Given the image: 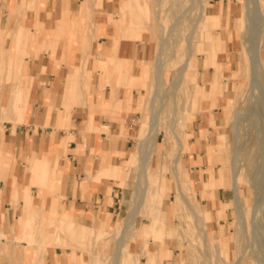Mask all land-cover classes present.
I'll return each instance as SVG.
<instances>
[{
    "label": "crops",
    "instance_id": "0c3cea01",
    "mask_svg": "<svg viewBox=\"0 0 264 264\" xmlns=\"http://www.w3.org/2000/svg\"><path fill=\"white\" fill-rule=\"evenodd\" d=\"M82 1L43 0L27 12V23L33 27L42 23L44 33L33 37L31 30H24L19 52L23 120L19 125L9 123L0 135V227L7 237L1 236L6 253H0V264H81L85 250L40 245L44 238L45 242L53 238L48 226L65 222L75 227L73 234H103L131 212V181L123 178V169L141 161L140 150L151 136V127L143 123L139 128L138 123L144 88L149 85L145 67L154 47L137 39L117 38L119 28L109 17L116 20L117 0H100L94 6V20L83 25ZM208 9L221 16L222 26L215 33L225 38L227 46L219 60L209 55L198 61L197 108L192 112L196 116L188 120L193 127L191 141L181 139L173 167L176 200L179 196L184 201L182 182L189 186L187 201L189 192L196 189L200 204L194 196L191 204L207 214L211 237L226 248L228 240L221 229H226V222L221 216L230 199L235 204V189L222 185L218 164H212L211 158L222 141L228 105L236 92L233 76L241 54L234 33L243 5L239 0H211ZM39 46L38 55L25 58ZM157 137L154 157L168 146L158 143ZM161 165V170H156L157 165L149 167V177L155 190L164 189L160 194L166 200L172 183L160 175L171 164ZM203 185L213 187L203 193ZM177 203L166 211L170 217ZM31 224L34 231L28 232ZM216 231H220L218 237ZM151 244L153 251L161 246L158 240ZM181 246L180 238L168 239L164 261L173 260Z\"/></svg>",
    "mask_w": 264,
    "mask_h": 264
},
{
    "label": "rangeland",
    "instance_id": "374dc122",
    "mask_svg": "<svg viewBox=\"0 0 264 264\" xmlns=\"http://www.w3.org/2000/svg\"><path fill=\"white\" fill-rule=\"evenodd\" d=\"M9 1L0 0V88L5 94H8L5 84L7 58L15 55H19L21 58L19 52L22 53V38H18V36L24 33L26 27L31 30L30 33L33 37L44 33L42 23H37L34 27L27 23V12L37 9L43 0H17V5L14 2L15 0L10 4ZM117 1L116 20L112 19V15L109 16L110 21L114 22L119 28L117 38L137 39L148 42L154 47L153 58L145 67L149 85L144 88V103L141 106L142 117L138 123L139 128L143 123H145V126L152 128L153 122L158 121L152 148L145 152V156H148L150 160L147 167L148 178L146 182L140 181L143 156L140 152L141 161H137L131 167L125 166L123 169V178L131 181L129 185L131 191L129 210L131 208V212H126L118 220L121 221L129 213L125 222L116 225L118 222L116 221L113 224L114 227L103 234H95L92 231L84 234H73L69 230L60 229L58 222L56 225L48 226L53 238L49 239L50 241L47 239V242L40 245L44 248H47V245H52L63 248L71 247L74 250H85V260L81 264H118L117 245L120 241H122L120 244H124L123 248H120L123 250L124 255L120 264H264V212L261 214L260 220L254 219L258 195L262 196L264 194V110L263 105L261 106V100L257 99L258 102H256L254 99L253 101L247 99V96L246 98L242 96V92H246L249 85L244 73L246 72L245 69H250L251 62L247 59L252 55L251 50L254 47V30L252 26L248 25V30L245 29L247 27L245 18L246 0H239L243 5V15L237 19L234 33L237 36V48L241 54L239 70L233 76V79L237 82L236 92L234 99L228 105L226 128L224 134L219 138V142L222 141L220 145H215L214 154L211 158L212 164L215 161L220 169L217 177L221 178L222 185L228 189H235L234 161L241 166L237 176L241 196L243 190L245 197L242 196V199L248 231L247 233L240 232L236 206L232 204V199H230L224 216H221L226 222V229L223 226L221 228L224 238L228 240L226 248L221 247L219 242L211 237L207 214L200 213L195 204H191V196H194L195 201L199 203L196 189L189 192V201H187L186 193L189 186L187 185V188L181 186L183 191L181 195L184 201L179 196L176 200L177 177L173 167L180 149L178 138H185L188 142L191 141V135L189 134L193 127L192 122L188 120H194L196 116L194 113L197 108L198 61H202L209 55H212L215 60H219V55L226 50L225 38L219 32L215 33L222 26L220 23L221 16L210 13L208 8L211 0H200V3L198 1L193 2L194 0ZM99 2L100 0L82 1L79 14L82 10L80 20L83 25L94 20V6ZM259 17L263 30L264 6L263 16L259 15ZM162 29L167 36L171 35V39L165 43L162 40ZM37 30L41 31L38 32ZM193 32L195 33L193 35L194 53L189 57L187 39ZM261 38L263 43L260 56L261 61L264 63V30ZM58 42L56 41L54 48ZM214 46H216V49ZM44 49L45 47L42 48V51ZM40 50V46L37 49H32L29 54L25 55V58L32 54L38 55ZM245 55L247 59L244 58ZM159 63L162 67L161 76L157 74ZM185 64L189 66V69L182 76V66ZM204 67L207 68V65L205 64ZM157 75L162 79H160L161 83L158 87ZM249 80H252V78L250 77ZM200 84L203 86L202 81H200ZM155 92H158L156 100L154 98ZM23 96L21 85L20 100L14 106L15 114H12L10 108L11 97L5 99L6 101L9 100L6 103L5 100H1L0 96L1 122L4 121L5 117L12 116L14 120H9V122L13 125L22 122L19 120L17 113L23 110L21 108L24 105ZM152 103H154V110L151 107ZM257 103L259 104L257 105ZM194 110L195 112L192 113ZM238 111L242 112L241 116L243 117H241V124H239V130L241 131H239V148L236 146L237 129L234 127L233 121ZM8 124L3 122L1 132L6 130ZM156 137L158 143L167 142L168 146L166 151L159 149L156 157H154ZM138 143L139 140L137 139L136 146ZM218 148L222 149V152L218 151ZM169 151L172 152L166 155ZM236 152H239L241 157H238ZM136 155L139 158V155ZM167 161L171 165L168 169L163 170L160 177L171 181L173 189L171 195L165 200V196L160 194L164 189L155 190L150 182L149 167L152 169L154 165H157L156 170H161V164ZM203 186V193L213 187ZM145 191L148 193L147 202L140 206V200L144 199L141 196ZM175 201L179 202L177 203L175 215L170 217L171 215L168 214L167 218L166 211L173 208ZM139 206L140 211L134 218V222L129 225L131 223V213ZM254 223L257 225H254ZM167 228L168 230H166ZM33 231V224H31L28 232ZM220 231H216L214 235L218 237L217 233ZM172 237L180 238L182 246L179 254L173 260L164 261L166 257L164 245ZM156 240L161 242V246L157 251H153L151 242ZM1 244L2 237L0 236V253H6L3 251L5 245Z\"/></svg>",
    "mask_w": 264,
    "mask_h": 264
},
{
    "label": "bare ground",
    "instance_id": "6f19581e",
    "mask_svg": "<svg viewBox=\"0 0 264 264\" xmlns=\"http://www.w3.org/2000/svg\"><path fill=\"white\" fill-rule=\"evenodd\" d=\"M196 1H198V3H200V0H194L193 2H196ZM246 8H247V10H246L245 18L247 20V27H245V29L247 28V30H248V25L252 26V28L254 30V32H253L254 47L251 50L252 55L249 56L250 58L247 59L246 58V55L244 57V58H246L251 63L249 65L250 66V69H245L246 72L244 73L245 74L244 77L246 78V81L248 80L249 85H248V88H247L246 92L243 91L244 93L242 92L243 95L242 94L241 95L244 96V98H246V96H247V99L249 98L250 100H253V99L255 101L257 99L258 100H261V102H262L261 106L263 105V110H264V63L261 61V56H260V51H261L262 43H263L262 42L263 39L261 38V36H262V32H263L264 29L262 30L260 21L258 19V18H260L259 15L263 16V9H262V6H261V0H246ZM142 12H143V10H142ZM186 14H184V15H186ZM200 14H201V12L199 13V15ZM18 28H19V26H18ZM194 34L195 33L193 32L188 37V39H187L189 57L192 56L193 53H194V49H193V47H194L193 35ZM23 35H24V33L21 36H18V38H23ZM161 35H162V40H163L164 43L167 40L171 39V35L169 34L167 36V34H166V32L164 30L161 32ZM58 37H60V36H58ZM172 37H173V34H172ZM158 67L159 68L157 70V74H159L161 76L162 75L161 63L158 64ZM188 69H189V66L187 64L183 65L182 66V73H181V75L184 76L185 72H187ZM22 71L23 70H22V66H21V58L19 57V55L10 56V57L7 58L5 84H6V92L8 94L3 93L1 91V88H0V96H1V100L2 101L5 100L9 96L11 97L10 99L12 100V102H10L11 103L10 108H11L12 114H15L14 106L20 100V87H21V85H20V79L21 78L20 77H21ZM160 76L157 75V77H158L157 78V81H156L157 82V87H158V85L160 86V83H161V80H162ZM250 77L252 78V80H249ZM249 81H251V82H249ZM259 87H260V89H259ZM154 96H155L154 98L156 100L157 97H158V92H155V95ZM7 101H9V100H7ZM7 101L5 100L4 102L7 103ZM256 102H258V101H256ZM6 103H5V105H6ZM253 103H255V102H253ZM258 104L259 103H257V105ZM5 105H2V106H5ZM151 107L154 110V103H152ZM8 108H9V105H8ZM241 113L242 112H239L238 111V113H237V115L235 117V120H233L234 121V125H235L234 127L237 129V137H236V141H237L236 144L237 145L236 146L238 148H239V145H240L239 144V139H240V137H239V131H240L239 130L240 129L239 126L240 125L239 124H241L240 121L242 120L241 119V117H242L241 116L242 115ZM17 115H18L19 120L22 121L23 120V115H24L23 114V110L21 112H18ZM153 116L156 118L155 114H153ZM9 120H14L13 116L12 117H9V118H6L5 117L3 122L4 123H10ZM3 122H1V120H0V135L2 133L1 132V126L3 125ZM157 127H158V121L153 122V126L151 128V130H152L151 131V136L149 135L150 136V139H148L146 142L143 143V146H142V148L140 150V152L143 154V156H142V162H141L142 166L140 168V172H141V180L140 181L141 182H143V181L146 182L147 181V178H148L147 167L149 166L150 160H149V157L148 156H145V152L149 151L152 148V145H153V142H154V138H155L154 137V133H155V129L157 130ZM149 134H150V132H149ZM178 140H179V145L182 148L181 138H178ZM241 150H242V147H241ZM236 154L238 155V157L239 156L241 157V154L239 152H236ZM263 159H264V157H263ZM234 166H235V168H234V174H235V176H234L235 177V179H234L235 206H236V210H237V213H238V219H239V222H240L239 223L240 230H241L240 232L241 233H243V232L244 233L245 232L247 233V231H248L247 230L248 225H247V220H246V216H245V210H244V206H243V199H242V196H241V193H240V187H239L238 176H237L239 174V170H240L241 166H240L239 163H236L235 161H234ZM181 186L182 187L183 186L186 187L187 185L182 182L181 183ZM257 193H259V192H257ZM181 194H183V191L182 190H181ZM147 196H148V193H147V191H145V193H143V196H141V197H144V199L143 200H140V204H139L140 206L143 205V204H145L147 202ZM256 203L257 204H256L254 219L255 220H260L259 218H261V214H263V212H264V194L262 196L261 195H258V201ZM140 206L138 207V209L136 207V210L133 211V213L131 215V219H130V222L131 223H129V225H131L134 222V218L137 216L138 212L140 211V209H139ZM166 214H167L166 217L168 218V214L169 213L166 212ZM26 225H27V221H26ZM129 225H127V226L129 227ZM254 225H257V224L254 223ZM127 226H126V228H127ZM58 227L60 229H62V230H69L70 232H73V230L75 228L74 226L70 225L69 223H65V222H59ZM238 232H239V229H238ZM57 235H58V233H57ZM0 236H2L4 239H7L6 233H5V231L1 227H0ZM259 239H260V237H259ZM43 242H45V238H44ZM121 242L122 241H120V243ZM123 246H124V244H119L118 249H117V263L118 264L121 263V259L124 256L123 255V250L120 249L121 247L123 248Z\"/></svg>",
    "mask_w": 264,
    "mask_h": 264
}]
</instances>
